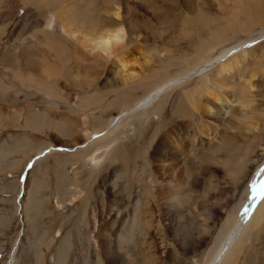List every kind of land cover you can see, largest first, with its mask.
<instances>
[{
	"label": "rangeland",
	"instance_id": "rangeland-1",
	"mask_svg": "<svg viewBox=\"0 0 264 264\" xmlns=\"http://www.w3.org/2000/svg\"><path fill=\"white\" fill-rule=\"evenodd\" d=\"M36 1L0 0V264H110L100 248L109 228L123 244L115 264H209L264 174V0L119 1L132 41L118 55L135 59L124 72L83 47V33L117 28L104 0ZM216 35L225 39L208 46ZM232 42L238 50L215 61ZM227 59L236 69L222 82ZM189 91L212 107L207 120L198 107L175 114ZM199 119L218 125L217 139L188 163L177 158L171 193L158 189L169 174L155 166L171 157L154 160L159 141L180 139L183 151ZM261 221L239 243V264H264Z\"/></svg>",
	"mask_w": 264,
	"mask_h": 264
},
{
	"label": "bare ground",
	"instance_id": "bare-ground-1",
	"mask_svg": "<svg viewBox=\"0 0 264 264\" xmlns=\"http://www.w3.org/2000/svg\"><path fill=\"white\" fill-rule=\"evenodd\" d=\"M38 1L39 2L40 1H42V2L43 1H50L51 2L52 0H38ZM38 1H36V2L38 3ZM94 1H96V0H87L85 2L93 3ZM119 1H121V0H104L103 1V3L105 5L109 6L112 9V14L115 17L114 19L117 20V21H114L117 24V28L116 27H115L116 29H114V28L110 29L111 27L105 28L104 23H102L103 29H100L98 31L97 37L92 38L90 33L85 32V33H83V36H82V39H83L82 43H83L84 49L86 50V52L89 55H95L98 58H103V59L106 58V60H108L110 57L114 56L115 63H113V65H112L113 69L119 68L121 72H124V70L126 68L128 69V67L135 62L134 61L135 59H134V57L129 56L128 54L118 55V53L127 49L128 45L132 41L131 34L126 29L127 24L125 25V20L122 16H120V13H119V11H120ZM145 1L146 0H140V3L145 4ZM185 1H188V0H185ZM134 2H135L134 0H125V3L128 4V6L135 4ZM31 3H34V2H31ZM67 22L70 26L74 25L70 20H67ZM75 33H76V31L73 29L72 35L74 36ZM224 39H225L224 35L212 36L211 41L208 44V46L212 45L214 42L218 43L220 40L222 41ZM133 40H134V38H133ZM237 44H239V43L232 42L229 45H227L224 48L223 52L218 54L215 57V61H217V59H219V60L222 59L221 56L224 53V51H226L227 54H231V53L236 52V50H238V48H239ZM235 55H238V54H235ZM234 58L237 60L238 57L235 56ZM213 65H215V63ZM203 67H204L203 71H205V69H209L211 67V65H205ZM219 67H220V70L218 71L217 74L221 77L222 82L224 80H226V78L228 76H231L236 69V65L233 64L229 59L222 62L219 65ZM166 86H167V84L157 87L154 91L149 92L146 96H144L143 99L137 101L131 108L124 109V110L122 109L117 115H115V116L113 115L109 119V122L105 127L106 130L115 127L119 123L121 118L129 116V115H133L134 113H136L140 109L148 108L151 105V103L153 102V100L156 97H158L164 91V88ZM185 94H187V93H185ZM212 100L218 104H222L223 102H226L228 100V98H226V97L219 98L218 96H213ZM184 107L190 108L191 113H194V110L196 109V107H198V109H199L198 112L200 113L202 119L205 118L206 120H207L206 117H209V114L212 112V107L210 105L202 103V102L197 103L196 100L194 98H192V92H190V91H189L188 96L186 97V100L180 101V103L177 105L175 114L180 113L182 108H184ZM208 120H209V118H208ZM204 121L205 120L199 121V123H201V124H199L196 127L197 128L196 134H194L193 137L189 138V140H186L187 142H184V143H187V147L186 148L183 147V151H179L181 149V144H182L180 142V139H178V141H176V143H175L176 145H174V144L172 145L170 142H168L170 140V139H168V136L162 138L159 141V145L161 146L159 149L161 151L158 149H155V151L152 153L154 155V160H157L158 156H161V157L171 156L170 158H173V160L169 158V159L164 160L163 162H160L158 165L155 166V169L158 171H161L160 172L161 174H162V172H168V174H169V180L166 182L165 185L161 184L158 189H160V190L164 189L168 193H171L173 190L172 186L176 187L175 186L176 183L174 185V180L177 178L178 173L175 171V168L173 169V167H174V162L177 160V158L181 157L179 159V162L181 160H185L188 163L189 158L192 159L193 157L197 156V153H193V151H195L196 147L211 145V144H213V141L217 139L218 134L220 133L218 131V125L214 124V126L208 127ZM208 122H210V120ZM92 134H94V133H92ZM92 134H90L88 136V138L86 136V139L88 142H90L91 139L95 137V136L93 137ZM101 134L102 133L99 132L98 134H96V137L100 136ZM226 135L225 134L223 135L224 138L226 137ZM224 138L222 140L223 142H224ZM173 142H174V140H173ZM87 144H89V143H87ZM222 150L223 149H221V151ZM101 151H103V150H101ZM152 154H151V156H152ZM43 156H44V154H39V155L35 156L31 163L32 164L35 163L39 159L43 158ZM85 156L83 157V159L85 158ZM102 157H103V153L98 152V151H95L94 153H92L88 157L87 160L89 161L88 163L92 167L91 168L92 170L101 161ZM208 157L209 158L213 157V153L206 152L204 154V156L202 157V159H205L203 161H206V159ZM169 160H171L172 162ZM165 175H166V173H165ZM24 176L25 175H21V178H20L21 182L22 181L24 182V179H25ZM161 183H163V181H161ZM157 185H158V183H157ZM255 185L257 188V192L253 193V190H252V196H251L250 200L247 202L244 209L241 211L237 220L231 221L230 224L232 226L230 227L228 233L224 237L225 240L223 239L221 244L219 246L217 245V248H215V250H214L215 251L214 255L212 256L211 260L208 262L209 264H239L240 255L243 254V249H244L241 247L242 250H239V251L236 250L237 247H239L238 246L239 243L244 241L246 234L250 230L257 228L260 224L263 223V221H261V220L264 218V191H261V186L264 185V174H263V176H261V178L258 180V182L255 183ZM24 188H25V186H24ZM177 193H179V192L174 191V193L172 195H175ZM172 195H171L172 199L169 200V203L172 206H174V205H177V203L175 202V196H172ZM180 195H181V193H180ZM23 203H24V196H23V198L21 197V199L19 200V205L21 206V208H23ZM237 205H238V203H237ZM245 208L248 209L247 213H245ZM19 210H21V209H19ZM121 219H120V216L119 217L117 216L116 221H119L120 222V223L118 222L119 224L126 221L123 218H121ZM22 220H23V218H22ZM130 223H132V221H130ZM255 230L253 232H255ZM100 235L102 236V242L100 244V248L102 249V251L104 253L105 262H108L110 264H115L116 262H119L121 257L118 255L117 252H118V250L121 249L120 247H122L123 244L120 245V242H115L117 240L114 237V236H116L115 231L113 229L109 228L106 232L101 231ZM119 236L122 237L121 235H119ZM118 240H119V238H118ZM124 241L122 240V242H124ZM240 252H241V254H240ZM245 252H246V250H245Z\"/></svg>",
	"mask_w": 264,
	"mask_h": 264
},
{
	"label": "snow or ice",
	"instance_id": "snow-or-ice-1",
	"mask_svg": "<svg viewBox=\"0 0 264 264\" xmlns=\"http://www.w3.org/2000/svg\"><path fill=\"white\" fill-rule=\"evenodd\" d=\"M264 171V170H262ZM252 190H253V193H256L257 192V188H256V185L255 183L252 185ZM261 191H264V185L261 186ZM248 209L245 208V213H247Z\"/></svg>",
	"mask_w": 264,
	"mask_h": 264
},
{
	"label": "water",
	"instance_id": "water-1",
	"mask_svg": "<svg viewBox=\"0 0 264 264\" xmlns=\"http://www.w3.org/2000/svg\"><path fill=\"white\" fill-rule=\"evenodd\" d=\"M30 162H31V161H30ZM30 162H29V163H28V165L26 166V169H25V171H26V170H27V168L30 166V164H31Z\"/></svg>",
	"mask_w": 264,
	"mask_h": 264
}]
</instances>
